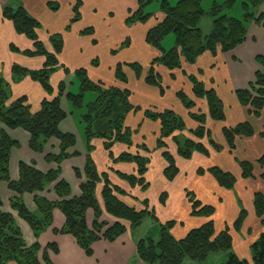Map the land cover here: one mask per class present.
<instances>
[{"label": "trees", "instance_id": "obj_1", "mask_svg": "<svg viewBox=\"0 0 264 264\" xmlns=\"http://www.w3.org/2000/svg\"><path fill=\"white\" fill-rule=\"evenodd\" d=\"M152 0H138L137 8L130 11L125 19V25L130 27L134 24H145L154 17L153 13H145L144 8ZM16 6L7 3L1 7V20L10 22L16 34L26 37L32 42V49L21 51L14 45L9 49L13 53H19L26 57H43L45 62L40 69L29 70L19 65L11 67V81L18 83L28 77L40 85L44 93L50 97L52 89L49 78L62 66L59 65L57 56L62 52L63 39L60 33L49 36L52 52H48L44 44L38 39V31L41 29L40 22L32 17L19 0H15ZM235 0H225L222 6L212 4L209 16L212 18V29L210 34L204 36L200 22L205 12L202 9V0H178L175 5L166 1L159 2V12L162 20L156 22L145 34V43L156 50L159 55L152 59L147 66L144 82L156 87L163 93L162 80L155 68L162 66L169 71L181 69L182 63L192 65L204 53L216 56L217 53L226 54L246 41L248 25L254 22L264 28V14H257L264 0H243L241 19L227 16L223 10L230 9ZM80 5L77 1L72 7V18L69 20L65 31L80 19ZM47 7L52 12L59 10L57 3L49 2ZM82 36H92L93 29L88 27L81 31ZM167 35H173L174 46L164 50L161 46L162 40ZM128 45L127 40L122 47ZM256 62L264 71V57L257 56ZM96 65V61L92 62ZM126 69L131 70L137 78L143 73V67L138 63H118L114 68L116 82L127 84ZM68 75L67 69H64ZM73 75L79 82V92L74 94L68 90L67 85L61 81L57 86V94L53 98L42 100L36 112L31 107L25 96L10 102L11 86L0 75V183H6L8 190L14 195L9 199L10 209L18 218L24 221L30 228L34 238L44 233L52 226V213L58 210L64 216L65 222L60 230H54L55 235H69L74 238L78 247L84 251L86 256L92 255V245L98 241L114 242L124 235L128 228L135 230L139 228L146 218L156 223L154 209H149V202L136 201L142 207L130 206L122 197L126 196L122 188L114 185L108 173H100L92 158L94 146L92 141L97 139L103 142V148L109 152L113 164L130 163L135 166L134 174H125L110 169V171L131 189L140 188L148 190V183L144 176L150 163L149 155L156 150H162L161 157L166 163L163 177L172 182L178 169L174 159L168 151L164 140L171 139L176 147L178 157L189 160L193 153L209 157V151L202 141L207 138L210 147L216 152H221L223 147L215 143L206 129V115L200 111L189 113V117L196 123V128L188 132L198 141L188 140L181 133L184 128L182 118L171 109L157 112L145 110L144 117L152 122H159V134L155 142L154 151L145 145L137 146L136 149L146 154L123 152L114 158L111 149L115 144L132 148V136L134 131L125 126L124 121L131 111H139L140 108L133 107L130 100V91L117 86L106 87L102 83L92 82L85 69L74 71ZM254 81L246 89L235 90L234 95L242 107H246L252 116L258 118L264 113V72H256ZM191 84L192 94L196 99L204 100L211 120L223 122L225 120L222 102L217 96L215 89L205 88L204 84L195 76H187ZM93 94V99L84 104V96ZM182 106L190 111L194 103L179 91L176 94ZM65 98L69 110L68 114L61 108V99ZM83 111V113H80ZM80 113V114H79ZM68 116L79 118L82 126V142L84 146V167L82 171L74 170L75 176L81 179L80 195L73 197L69 184L60 178L59 166L64 160L77 156L78 153L69 154L77 142L76 136L63 133L59 130L60 123ZM77 116V117H76ZM20 129L29 135V149L37 154H43L46 144L51 139L59 143L57 154H47L45 162L57 166L55 170L42 173L36 169L34 164L19 163L18 179L12 181L9 176V161L11 151L18 148V142L13 140L5 131ZM226 146L233 150L234 143L238 137H252L254 130L249 122H241L231 127L222 129ZM264 137V132L260 134ZM184 138V139H183ZM240 176L243 180L255 179L253 175L254 164L264 167V156L256 162L237 161ZM209 175L216 185L224 190H232L236 184V178L229 172L212 165L207 169L198 168L196 175L202 177ZM264 182V172L259 176ZM50 185H54L53 192L57 197L56 202H50L39 193L44 192ZM99 186H101L99 190ZM99 193L100 199L97 197ZM186 199L190 206V215L194 218H209L215 213L212 205H201L196 200L192 191H185ZM166 192L159 196L161 205L166 202ZM24 195H32L35 211L30 212L24 204ZM1 206V200H0ZM254 213L257 218L264 216V193L256 192L253 196ZM93 212L91 228L86 225V212ZM105 214L115 220L113 224L101 220ZM246 211L240 209L233 227L240 231L246 219ZM129 227H127V226ZM175 221L170 220L165 224H159V238L157 241L151 238L138 240L136 243V255L141 264H184L186 260L198 264L204 263L211 254L227 253L225 264H264V232L250 245L251 260L240 258L232 251V237L225 228L218 234L212 221L197 228L191 229L182 238H175L170 230ZM48 250L57 253L54 244L47 245L41 249L36 242L27 246L22 237L12 214L0 211V264H52ZM41 253L40 257L39 254Z\"/></svg>", "mask_w": 264, "mask_h": 264}, {"label": "crops", "instance_id": "obj_2", "mask_svg": "<svg viewBox=\"0 0 264 264\" xmlns=\"http://www.w3.org/2000/svg\"><path fill=\"white\" fill-rule=\"evenodd\" d=\"M19 1L26 11L40 22L41 29L38 31V39L44 44L48 52H52L49 36L55 33L62 35L63 49L57 56L58 63L62 68L54 72L49 78L50 85L54 90L50 97L44 93L39 84L33 82L28 77L18 83H13L11 81V67L13 65H19L29 70H37L43 66L45 59L43 57H26L19 53L11 52L9 49L10 45H14L19 50L24 51L32 49V42L26 37L16 34L12 24L1 20L0 17V75L11 86L10 102L25 96L31 107V111L36 112L43 99L53 98L57 94V86L61 81L67 85L70 91V87L73 84L72 80L75 79L73 75L74 71L85 69L87 77L92 82L102 83L106 87L117 86L128 89L131 94L130 104L133 107L140 108L139 111L129 112L124 121L125 126L134 131L132 136L134 146L127 148L123 145L115 144L110 150L114 158L123 152L132 154L139 152L141 155L146 156V154L136 149L140 145H145L149 150L154 151L160 125L159 122H152L146 119L144 117L145 110L160 112L165 109H171L182 118L187 130H193L196 128V123L191 120L189 113H192L195 108L206 115V125L211 134V139L223 147L220 154L230 155L226 150L227 147L222 135V129L241 122H249L254 130V135L248 138L238 137L235 140V147L240 155L239 157L242 161H252L264 155V138L260 137V133L264 132V115L258 118L252 116L246 107L239 105L234 95L235 90L246 89L254 81L256 72H264L255 60L257 56L264 57V28L262 25H257L254 22L250 23L247 28L246 41L226 54L217 53L216 56H212L210 53H204L194 64L188 65L182 63L181 69L174 71H169L162 66L156 67L155 71L162 80L163 93L161 94L158 88L149 86L144 82L148 64L159 55L156 50L145 43V34L156 22L162 20L160 12L157 15L154 14V17L145 24L137 23L128 27L125 25V19L130 11L136 10L138 0ZM77 1L81 2L79 9L80 19L70 26L69 31H65L69 20L72 18V7ZM49 2L57 3L59 10L57 12L50 11L47 7V3ZM7 3H10V0H0V16L1 7ZM259 13L264 14V4L259 7ZM141 26H144V28ZM88 27L93 29V35L82 36L80 34L81 31ZM126 40L128 45L122 47V43ZM123 53L129 54L123 57ZM93 61H96V65L92 64ZM118 63L140 64L143 67L142 76L137 78L131 70L126 69L127 84L116 82L114 68ZM64 69H67L68 75ZM190 75L195 76L201 81L205 88L215 89L224 108L225 120L223 122L211 120L208 115L206 102L193 96L191 84L187 79V76ZM179 91H182L194 103V107L190 111H187L178 100L176 94ZM87 95L89 94H86L84 97L86 98ZM61 108L68 114L69 106L65 98L61 99ZM74 119H76L77 126ZM59 130L63 133L73 134L77 139L76 145L68 153H78V155L64 160L59 167L60 178L69 184L71 195L78 197L80 195L79 187L82 180L75 176L74 170L82 171L85 161L82 126L80 125L79 118L68 116L60 123ZM5 131L19 145L10 154L9 176L12 181L18 179V165L21 162L34 164L36 169L42 173L57 168L55 164H48L44 160L45 155L57 154L59 152L57 140H49L44 148V153L37 154L29 149L28 133L20 129L9 130L5 128ZM204 142L206 141L203 140L202 143ZM92 144L94 146L92 158L98 172L108 173L111 182L125 191L127 195L121 199L128 205L140 208L135 200L139 202L147 200L150 206L151 202L154 204L153 208L155 209L158 196L156 193L165 190L169 196L165 202L166 204L169 202L172 194L175 196L179 195L182 203V218L186 222L179 221L182 223L180 227L172 231L177 239L184 237L188 230L192 229L190 228L192 224L189 216L190 206L187 202L185 191H192L194 195L200 199L203 198L206 202V198H213V193L220 190L209 175H204L202 179H197L196 171L198 168L206 169V165H209L208 167L217 165L222 170L231 172L234 177L240 178V169L237 163L232 169L226 168V163L229 162L226 156H223V158L219 157V161L212 164L210 161L213 158V153L211 152H209L208 158L198 153H193L189 160H184L177 156L176 147L168 139L166 140L168 151L172 155L178 169L176 178L172 182L164 179L163 170L166 167V163L161 157L162 151L156 150L149 155L150 163L144 176L149 185L148 190L142 191L140 188L131 189L123 181H120L110 169L125 174H134L136 170L135 166L130 163L113 164L109 152L104 150L101 140L95 139L92 141ZM206 186L209 187L208 190H206ZM53 188L54 185H50L44 192L38 195L50 202H56L57 197L53 192ZM100 188L101 186H99V190ZM148 191H150L151 198L154 201L150 202L148 199ZM258 191L260 192L261 190H253V193ZM13 196L7 188V184L0 183V211L12 214L27 246H31L36 242L40 245L41 249L50 244L56 246L57 253L48 250V256L52 264H141L136 255V243L143 238L135 235L136 230L128 228L124 235L112 243L106 241L95 242L91 247L92 255L88 257L78 247L73 237L69 235H55L53 233L54 230H60L65 222L64 216L58 210H54L52 213V226L36 240L28 225L20 220L17 214L10 209L9 199ZM97 197L100 199L99 193ZM23 199L26 208L30 212L35 211L33 196L24 195ZM244 209L248 221L256 220L252 204L245 206ZM163 210H166V206ZM220 211L228 215L226 210L220 209ZM156 216L160 220V223L165 221L159 215L156 214ZM173 218L172 220H175V218L179 219L180 217L176 213V217ZM167 219L171 220V217ZM101 220L110 225L115 222L114 219L105 214L102 215ZM92 221L93 212L88 210L86 212V225L88 228H91ZM181 226H184L185 229ZM239 240L241 243L245 242L243 238ZM251 244L249 243L246 254H240L238 250H236V254L240 258L250 260ZM245 251L246 249H242L241 252ZM40 255L41 253L39 257Z\"/></svg>", "mask_w": 264, "mask_h": 264}, {"label": "rangeland", "instance_id": "obj_3", "mask_svg": "<svg viewBox=\"0 0 264 264\" xmlns=\"http://www.w3.org/2000/svg\"><path fill=\"white\" fill-rule=\"evenodd\" d=\"M14 1L15 0H11V3L13 6H16ZM161 1H166L170 5H175L178 0H152V2L144 8V12L145 13H153L155 15L159 14V5H160L159 2H161ZM224 1L225 0H202V9L204 10L205 14L201 19L200 28H201V31H202L204 36L209 35L210 31L212 29V18L208 14L209 11L211 10L212 4L215 3L216 5L222 6ZM242 2H243V0H235L234 5L230 9L223 10V13H225L227 16H230V17H233L236 19H241L242 15H243ZM257 14H259V10H258ZM141 27L144 28V26H141ZM145 27H147V26H145ZM56 31H58V30H56ZM174 43H175L174 36L173 35H167L162 40L161 46L164 48V50H169L174 46ZM137 49H138V47H137ZM119 53H122V52H119ZM128 54L129 53H125V54L123 53L122 56L126 57ZM72 81H73V84L70 87V92L77 94L79 92V82L76 78L73 79ZM93 97H94L93 94L87 95L86 98L84 99V104L90 102L89 100H92ZM197 112H198V110L195 108V110L192 113H197ZM80 113H83V111H81ZM260 115L262 116V115H264V113L261 112ZM74 122L77 126L78 124L76 123V119H74ZM205 126L207 129L208 128L207 125H205ZM79 129H81V128H79ZM188 131L189 130L184 128V130L181 133L175 132V135L177 137V135L179 136V134H182V136L186 137L188 140H193L195 142L198 141ZM210 136H211V134H210ZM243 138H246V137H243ZM261 138H264V137H261ZM166 140H168V139H166ZM166 140H164L165 144H166ZM204 141H206L203 143L204 146L206 147V149L209 152L213 153L212 154L213 158L211 157L212 159L210 161L211 164L213 162L216 163L217 161H219V157L223 158V156H226V158L229 162L226 163L227 167L226 166L225 167L232 169L234 167V165L237 163V161H242L241 158L239 157L240 155L238 154V151L236 150L235 143H234L233 150H230V148H228V146H226L227 147L226 150L228 151V153L230 155H223V154H220V152H216L215 150L212 149V147H210L206 137H204ZM160 151H162V150H160ZM263 156H261V157H263ZM260 158H258L256 160L253 159L252 161H249V162L254 163L257 160H259ZM208 166L209 165H206V169L208 168ZM59 169H60V167H59ZM263 172H264V167H261L258 164L257 165L254 164L253 175L255 176V179H247L245 181L241 178V176H240V178L235 177L237 179V181H236V184L232 190L228 191V190H224V189L219 188L220 190L218 189L219 190L218 192L213 193V196H214L213 198H209V197L206 198V202L203 198L200 199L195 195L196 200H198L201 203V205H204V203H206V205H212L215 209V213L213 214V216H211L209 218H207V217L206 218H194L189 213L190 221L192 222L190 228H192V229L197 228V227L201 226L202 224H205L208 221H212L216 234H218L219 232H221L225 228L228 229L230 236L233 238L232 239V251H233V253L236 254V250H238V253L246 254V252H248L247 247H248L249 243L255 242V240H257V238L259 237V235L264 232V216H262V218H257L255 216L256 220L253 219L252 221H250V220L248 221L247 217H246L243 225L240 228V231H237V229H235L233 227V223L237 219L241 208H245V206H247L249 204H252V206H253V196H254V193H256V192L253 193V190L256 191L257 189H260L261 190L260 192L264 193V183L259 179V176ZM229 173H231V172H229ZM197 179H202V177L198 176ZM208 189H209V187L206 188V190H208ZM148 192H149L148 193V199L150 200V202L154 201L151 198L152 196L150 195V191H148ZM162 192H165V190ZM162 192L156 193V194H158V196L156 195L157 196V205L155 206V209L153 208L154 204L152 202H151V206L149 204L148 207H149V209L153 208L155 213L157 215H159V217L165 221H163L162 223H156L152 219L146 218L144 220V222L142 223V225L139 228L135 229L136 230V232H135L136 236H141L143 239L144 238H151V239L157 241L159 238V224H165V223L169 222L170 220H168L167 218L171 217V220L174 219L173 217H176V213L180 217L179 219L175 218V220H174L175 225L170 230V233L172 235H173L172 231L178 229L180 227V225L182 224L179 221H183V222L185 221V219L182 218L183 217L182 203H181V199H180L179 195H177L178 196L177 197V196L172 194L169 198V202L167 204L165 203V204L161 205V203L159 202V196ZM168 197H169L168 194H166V201H167ZM165 206H166V210L164 211L163 208ZM139 207H142V206L139 205ZM220 209L226 210L228 212V215H230V216H228L227 214H223L220 211ZM156 218H157L158 222H160L158 217H156ZM181 227H183V229H185L184 226H181ZM190 230H188V232ZM180 231H182V230H180ZM241 238L244 239V241H245L244 243L240 242L239 239H241ZM242 249H246V251L241 252ZM250 256H251V254H250ZM227 258H228L227 253H215V254H211L208 257V259L202 264H225L227 261ZM184 264H198V263L186 260L184 262Z\"/></svg>", "mask_w": 264, "mask_h": 264}]
</instances>
